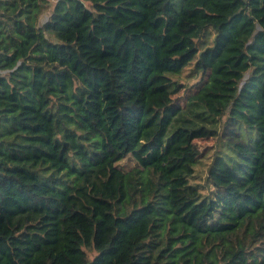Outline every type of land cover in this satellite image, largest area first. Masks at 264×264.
Listing matches in <instances>:
<instances>
[{"label": "trees", "instance_id": "obj_1", "mask_svg": "<svg viewBox=\"0 0 264 264\" xmlns=\"http://www.w3.org/2000/svg\"><path fill=\"white\" fill-rule=\"evenodd\" d=\"M0 264H264V0H0Z\"/></svg>", "mask_w": 264, "mask_h": 264}, {"label": "rangeland", "instance_id": "obj_2", "mask_svg": "<svg viewBox=\"0 0 264 264\" xmlns=\"http://www.w3.org/2000/svg\"><path fill=\"white\" fill-rule=\"evenodd\" d=\"M51 3H52V1H51ZM43 15L44 16H42V20H46L48 15H49L48 9H46L43 12ZM195 83H196L195 80H192L190 82H185V85L187 88H182L179 92H177L176 94H174L172 96V98H173V100L177 106H181L184 103L186 97L191 93V91L194 90ZM196 142L199 145L201 152H203L205 149H207L209 147L215 148L218 146V143H219L218 139H215V138H211L208 140H198ZM125 164H126V166L132 165L130 163V161H128V160L125 162ZM214 214H216V213H214Z\"/></svg>", "mask_w": 264, "mask_h": 264}, {"label": "crops", "instance_id": "obj_3", "mask_svg": "<svg viewBox=\"0 0 264 264\" xmlns=\"http://www.w3.org/2000/svg\"><path fill=\"white\" fill-rule=\"evenodd\" d=\"M49 14V13H48ZM44 16V15H43Z\"/></svg>", "mask_w": 264, "mask_h": 264}]
</instances>
